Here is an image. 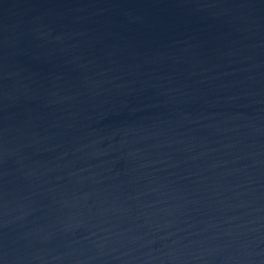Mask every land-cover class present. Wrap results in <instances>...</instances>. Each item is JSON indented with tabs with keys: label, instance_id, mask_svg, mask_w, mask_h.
Wrapping results in <instances>:
<instances>
[{
	"label": "water",
	"instance_id": "water-1",
	"mask_svg": "<svg viewBox=\"0 0 264 264\" xmlns=\"http://www.w3.org/2000/svg\"><path fill=\"white\" fill-rule=\"evenodd\" d=\"M0 264H264V0H0Z\"/></svg>",
	"mask_w": 264,
	"mask_h": 264
}]
</instances>
